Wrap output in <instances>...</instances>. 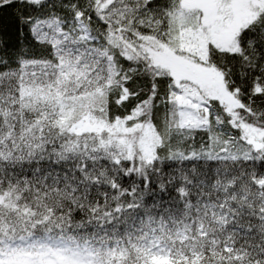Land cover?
<instances>
[{
    "label": "snow or ice",
    "instance_id": "1",
    "mask_svg": "<svg viewBox=\"0 0 264 264\" xmlns=\"http://www.w3.org/2000/svg\"><path fill=\"white\" fill-rule=\"evenodd\" d=\"M0 264H264V0H0Z\"/></svg>",
    "mask_w": 264,
    "mask_h": 264
}]
</instances>
